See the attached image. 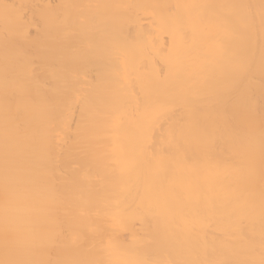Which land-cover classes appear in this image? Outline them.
Returning a JSON list of instances; mask_svg holds the SVG:
<instances>
[{
  "label": "bare ground",
  "instance_id": "bare-ground-1",
  "mask_svg": "<svg viewBox=\"0 0 264 264\" xmlns=\"http://www.w3.org/2000/svg\"><path fill=\"white\" fill-rule=\"evenodd\" d=\"M0 264H264V0H0Z\"/></svg>",
  "mask_w": 264,
  "mask_h": 264
}]
</instances>
